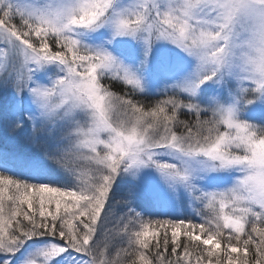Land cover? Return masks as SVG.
<instances>
[{"label": "snow or ice", "instance_id": "obj_1", "mask_svg": "<svg viewBox=\"0 0 264 264\" xmlns=\"http://www.w3.org/2000/svg\"><path fill=\"white\" fill-rule=\"evenodd\" d=\"M0 264H264V0H0Z\"/></svg>", "mask_w": 264, "mask_h": 264}, {"label": "rangeland", "instance_id": "obj_2", "mask_svg": "<svg viewBox=\"0 0 264 264\" xmlns=\"http://www.w3.org/2000/svg\"><path fill=\"white\" fill-rule=\"evenodd\" d=\"M157 47H161L160 45H158ZM164 47H166V48H171L172 46L171 45H166V46H164ZM191 211V210H190Z\"/></svg>", "mask_w": 264, "mask_h": 264}]
</instances>
